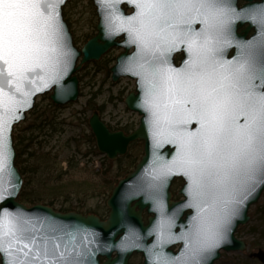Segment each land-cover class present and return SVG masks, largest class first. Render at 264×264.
Listing matches in <instances>:
<instances>
[{"label": "snow or ice", "instance_id": "snow-or-ice-1", "mask_svg": "<svg viewBox=\"0 0 264 264\" xmlns=\"http://www.w3.org/2000/svg\"><path fill=\"white\" fill-rule=\"evenodd\" d=\"M111 7L104 20L109 34L127 31L136 43L135 67L148 83L146 105L153 137L179 144L163 175L181 169L192 181L193 206L211 211L205 225L198 215L185 249L175 258L157 254L154 264H202L218 246L236 207L264 185V42L242 46L235 62L215 58L214 35L235 9L227 0H137L133 16L118 14L123 0H99ZM131 2V0H129ZM63 0H0V200L11 158L5 131L18 119L16 109L40 91L37 69L55 75L66 50L60 5ZM264 31V7L249 16ZM199 21L204 27L191 26ZM189 42L193 59L183 69L168 65L176 42ZM128 70H132L129 68ZM39 82L47 87L46 78ZM27 88V90H25ZM21 99H17V96ZM198 121L195 132L183 125ZM183 238V237H181ZM93 241L55 221L35 220L0 210V264H91Z\"/></svg>", "mask_w": 264, "mask_h": 264}, {"label": "water", "instance_id": "water-1", "mask_svg": "<svg viewBox=\"0 0 264 264\" xmlns=\"http://www.w3.org/2000/svg\"><path fill=\"white\" fill-rule=\"evenodd\" d=\"M93 1L96 3L97 0ZM65 2L66 0H63V4L60 5V20L63 25L66 50L70 55L66 58V66L62 63L60 70L55 75L46 74L39 69L35 74H32L37 78L35 87H39L41 90L33 91V94L27 98V102L16 109V115L19 118L13 120L10 129L5 131V142L9 148L11 169L10 174L6 172L4 175L3 186L7 188V191L4 192V199L0 200V210L23 214L25 217L35 220L55 221L57 224L64 225L68 230H79L82 234L81 215L74 212L59 213L41 203L26 205L17 199L23 186V177L15 164L14 126L26 118L39 95L48 93L49 99L55 105L75 102L80 93L77 72L81 66L87 62L98 61L109 47L117 44L114 38L108 36V32L104 30L103 33L88 38L83 46L78 48L74 43L69 26L63 18L62 7ZM118 14L121 15L119 9ZM254 39H256L258 46L264 42V31L259 24ZM120 45H128L127 40L124 38ZM134 60V54H120L116 56L109 71L113 83L123 77L135 80L134 90L126 94L123 103L128 111L135 112L140 116L137 127L129 132L112 129L96 109L88 118L89 131L93 135L96 148L100 154L109 160H116L118 157L124 156L129 145L134 141H141L143 144V153L134 169L118 180L108 199L113 216L119 218V236L114 246L117 256L112 260L100 263L95 254H91V264H132L129 263V258L134 253L140 254V264H154L157 260V254L175 258L185 249L189 234L194 231V225L197 221H194L193 217L199 215L205 225L211 223L213 218L211 211L200 213L197 207L193 206L192 181L188 175L179 168H173L167 175H163L165 165L177 157L179 144L167 142L171 140V137H161L160 145L157 146L150 123L151 112L145 103L148 83L142 73L134 74L140 72L135 67ZM129 68L132 70H128ZM40 76L46 78L47 87L39 82ZM17 99H21V97L18 95ZM182 127L186 131L195 132L200 125L198 121L192 120L191 123ZM174 177H181L184 180L179 190L183 198L178 201L170 200L169 187ZM263 191L264 185L257 187L251 192L247 200L236 207V211L231 216L227 230L224 231L218 246L205 253L202 264H214L220 259L222 251L244 252L248 250V243L236 237L235 234L240 226L249 221V209L259 200ZM134 192L141 193L142 205L148 206L149 210L155 213L153 217L149 218L146 225L142 224L140 217L128 206L132 199L130 195ZM186 209H189L190 212L182 217ZM3 255L6 264L9 257L7 253ZM248 255L264 264V250L257 249Z\"/></svg>", "mask_w": 264, "mask_h": 264}, {"label": "rangeland", "instance_id": "rangeland-1", "mask_svg": "<svg viewBox=\"0 0 264 264\" xmlns=\"http://www.w3.org/2000/svg\"><path fill=\"white\" fill-rule=\"evenodd\" d=\"M71 12L75 13L71 16L70 31L73 35V40L78 48L83 46L85 37L83 33V23L79 21V16L76 15L77 9L82 7H71ZM104 59V57H103ZM101 59V60H103ZM99 60V61H101ZM91 61L84 63L77 76H81L82 80L79 82V97L75 102L65 105H55L61 108L48 109L58 114V118L65 120L63 124V131L55 132L48 137L46 141L42 142V151L49 152L50 157L58 152L56 167L53 165L47 171L51 178L46 182V185L36 181L30 186L37 188L43 194V200L39 203L46 205L52 195L55 194H79L88 197L92 193L109 194L117 181L131 172L134 166L129 167L122 175H116V168L118 166V158L104 162L102 154L90 153L87 156L81 154L90 149L91 145L85 141L84 135L89 133L88 118L92 111L84 110L85 104L89 98L93 97V101L97 106H104L100 112L102 118L111 126H124L128 124L133 129L137 127L140 116L128 111L125 108L123 99L126 94L134 90V82L128 78H120L116 83L111 81V77L105 72H97L94 63ZM78 63V61H77ZM109 63V62H108ZM114 62L110 63L111 66ZM108 66V65H107ZM122 97V99H121ZM48 93L36 97L35 105L38 110L48 107L49 102ZM51 101V100H50ZM34 105V106H35ZM31 114L27 113L26 118L19 122L13 128V135L23 132L27 123L31 121ZM41 137L38 138L40 140ZM137 145L130 151L134 152L136 157H140L143 153V144L141 141H136ZM69 144V146H67ZM39 148L38 143L33 145V149ZM80 150V152H78ZM91 150H93L91 148ZM79 160V162H68L71 159ZM138 162V161H137ZM136 162V163H137ZM69 165V171L62 175L59 180H56V173L59 172L60 166ZM112 176L111 182L106 183L109 176ZM43 186L42 188H39ZM37 204V203H36ZM249 221L240 226L236 232V237L245 240L248 243V250L244 252L222 251L221 257L214 264H262L256 259L248 257V253L256 251L258 248L264 250V191L259 200L249 209ZM254 247V248H253ZM141 257H134L130 263L140 264Z\"/></svg>", "mask_w": 264, "mask_h": 264}, {"label": "flooded vegetation", "instance_id": "flooded-vegetation-1", "mask_svg": "<svg viewBox=\"0 0 264 264\" xmlns=\"http://www.w3.org/2000/svg\"><path fill=\"white\" fill-rule=\"evenodd\" d=\"M136 3L137 0H131V2L129 0H123L116 7L121 10L122 16L129 17L139 11ZM263 4L264 0H227V6L235 9V15L230 18V21L222 32L213 34V46L217 50L215 58L219 62H235L243 50L242 46L250 43L253 45L258 44L256 39H254L258 29V23L253 22L249 16L255 9L262 7ZM70 6L82 7L80 10L77 9L76 15L79 16V21L83 23L82 27L85 29L83 33V37H85L84 43L95 34L103 33L104 30L108 32L106 24L104 23V17L107 12L111 11L110 7L102 6L99 0L96 3L93 0H66L62 7V14L69 28L71 23L70 18L73 14L75 15V13L71 12ZM191 27L196 31H200L204 26L197 21ZM108 36L113 37L117 44L109 47L99 59L101 60L104 57L110 60L108 67L100 68L97 72L106 70L105 72H108L111 77L109 64L114 62L116 56L120 54L137 53L138 45L136 43H128L131 37L127 31H118L115 34H109L108 32ZM124 38L127 40L128 45H120ZM166 56L169 62L166 67L170 66L174 69H183L186 66L185 62L191 61L194 58L193 52L189 49V42L187 41H177L173 49L166 53ZM129 80L134 82L135 85L134 79ZM63 170L66 172L69 171V165L64 166ZM183 183L184 180L181 177H174L172 179L169 187L171 201H178L183 198V195L179 193ZM110 194L92 193L86 197L79 194L54 193L46 204L56 212H74L82 216V234L87 235V239L93 241L90 245L92 250L91 254H95L100 263L112 260L117 256V251L114 246L119 236V218L113 216L112 208L108 204ZM130 196L132 199L129 201V208H132L140 217L142 224L146 225L149 218L153 217L155 213L151 212L148 206L142 205L141 193L134 192ZM189 212V209L184 210L182 217H185ZM134 257L141 256L140 254L134 253L129 258V262Z\"/></svg>", "mask_w": 264, "mask_h": 264}, {"label": "trees", "instance_id": "trees-1", "mask_svg": "<svg viewBox=\"0 0 264 264\" xmlns=\"http://www.w3.org/2000/svg\"><path fill=\"white\" fill-rule=\"evenodd\" d=\"M110 60L103 59L101 61H97L94 63L95 70L99 71L100 68H107L108 62ZM109 75V73L107 72ZM79 82H81L82 78L79 77ZM96 93L93 94L92 98H89L85 104L84 110H98V112H102L104 106L100 105L97 106L93 99H95ZM122 99V97H121ZM35 105V104H34ZM61 108L60 106H55L50 100L48 102V107L42 110H38L37 106L35 105L31 111L28 113L31 114V121H29L26 127L23 129L22 133L13 135V142L16 149V158L15 164L18 167L22 177H23V186L18 194V201L26 204V205H34L39 203L43 200V194L37 188L31 187L30 185L36 181L42 183V185H46V182L51 178L47 171L53 165L56 167V163L60 162L57 160L58 152L54 155V157L49 156V152L42 151L40 147H42V142L46 141L48 137L52 136L53 133L59 131H63V124L66 123L65 120H61L58 117V114L52 111L53 109ZM52 110H48L51 109ZM112 129H122L125 132H129L133 128L129 125L124 126H111L108 124ZM41 137L40 140L38 138ZM85 141L88 142L93 150L88 149L83 152L82 156H87L90 153L99 154L95 140L91 132L86 133L84 135ZM38 143L39 148L33 149V145ZM137 145V142L134 141L129 145L130 151L134 149ZM69 146V144H67ZM127 152L124 156L119 157L116 162H118V166L116 168V175H122L129 167H132L136 164V162L140 159V157H136L134 152ZM80 152V150L78 151ZM106 157L103 156L104 162H106ZM68 162H79V160H68ZM110 162V160H107ZM70 167V166H69ZM64 166L59 167V172L56 173V180H59L63 174L66 173L63 170ZM114 175L109 176L106 180V183L109 184L111 182V177ZM40 186L39 188H42ZM241 228V227H239ZM254 248V247H253ZM259 249V248H258ZM249 254V253H248ZM249 257V255H248ZM251 258V257H249ZM255 259V258H251ZM259 262V261H258Z\"/></svg>", "mask_w": 264, "mask_h": 264}]
</instances>
